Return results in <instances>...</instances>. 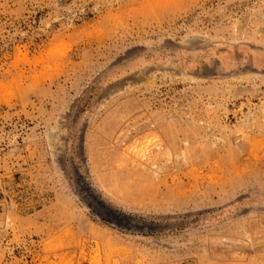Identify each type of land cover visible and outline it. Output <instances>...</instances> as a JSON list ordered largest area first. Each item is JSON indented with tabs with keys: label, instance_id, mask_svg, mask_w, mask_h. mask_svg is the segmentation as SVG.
Returning a JSON list of instances; mask_svg holds the SVG:
<instances>
[{
	"label": "rangeland",
	"instance_id": "rangeland-1",
	"mask_svg": "<svg viewBox=\"0 0 264 264\" xmlns=\"http://www.w3.org/2000/svg\"><path fill=\"white\" fill-rule=\"evenodd\" d=\"M0 264H264V0H0Z\"/></svg>",
	"mask_w": 264,
	"mask_h": 264
}]
</instances>
